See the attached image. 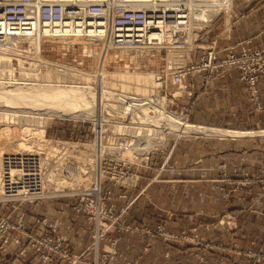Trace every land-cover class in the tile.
Here are the masks:
<instances>
[{"label":"rangeland","instance_id":"obj_1","mask_svg":"<svg viewBox=\"0 0 264 264\" xmlns=\"http://www.w3.org/2000/svg\"><path fill=\"white\" fill-rule=\"evenodd\" d=\"M186 1L187 0H185V2ZM237 1L238 0H224L222 3L223 5L221 4L213 15L204 17L203 20L201 19L202 17H197V21H195V17L187 18L181 34L187 38L192 60L196 53L200 52L202 48L207 47L208 43H210L215 26L220 25V35H226L228 30L223 33V27L225 23L229 25L230 20H232L235 3H237ZM229 16L230 18L228 19ZM212 18L213 21L210 22L209 25L202 26L203 23H207ZM192 21L193 23L198 22V24L200 22V25L193 27L191 24ZM39 27L43 36L39 38H11V47H0V49L13 54L11 64L14 68L11 75L7 76V74H9L7 69L6 71H4L5 69L2 71L3 66H0L1 79L7 80V78H9L8 80L13 79L21 81L24 78V81H26L29 77L32 78L30 75H22L19 71V66L25 68L27 72V69H39L38 75H41V77H43L45 73H51L59 79H66L67 76L72 74H83L86 72L101 73L106 77L105 83L107 87L116 91L123 90L129 94L147 98L155 102L160 111L159 109H154L152 105L154 115L150 116L148 115L149 106H142L141 110L144 109L143 112L146 113L144 121L141 123L139 122L140 125L133 122L136 123L134 126L135 128L133 127V131H130L129 128L126 127L121 128L125 130H122L123 132L121 129L119 130L120 127L114 123L113 120L116 118L108 119L109 122L106 119V122L96 120L100 125V130H97L95 128V120L81 116L71 117L64 112L60 116H55V114L52 117H43L39 122L37 121L35 123L34 121H18L14 119L16 121L15 123L14 120H8V118L1 117L2 114H0V155H20L27 152H39L45 155L41 157V160L44 162L49 156H58V152L62 153L63 149H58L59 146L62 145L65 150V156H68H66L64 160L60 158L56 164L48 162L47 168H44L45 175L43 176L40 188V193H43L42 197L32 202L20 203L17 201H4L0 199V219L6 217L9 224L13 225L18 217L21 218L19 212L15 211L18 206L22 203L34 204L41 199H73V208H75L79 205L78 201H76L78 196H72L71 193H78L82 190H92L95 193L99 191L100 194L105 197L104 202L106 207H110L107 219L102 221L107 224L112 223V226L103 238L106 237L115 240L116 249L122 234L140 233L147 237V249L151 247V241L154 237H159L167 241V264H196V258L199 261V257L201 256L209 260L208 256L210 255L214 258L216 256L219 257V253H222V256L225 257L229 252L241 250L240 248L238 249L237 246H234L235 243H242L243 239L240 231H238L239 220H244L247 214L251 213V210L254 208L245 202V193H249L247 191H251L255 183H262L264 185V181L260 178L263 177L264 170L259 174H253L250 173L247 168L238 170V173H235L234 168H220L217 174L218 177L212 179L210 182H206L202 185H196V183H188L186 186L178 185L175 187L176 189L181 190L186 187L188 192L186 194H181L180 192H175L173 195L167 194V228L162 222L156 224L152 228L141 227L136 223L127 222L123 218L121 220V217H123L125 213L122 210L120 213L114 212L115 201L113 194H116L113 191L114 187L119 185V188H130L135 185L138 179V167L133 164L122 167L121 170L124 172L123 177H129L125 182H122L121 178L118 180L116 178H110L111 173H114V170H120V167H113V162L112 164L106 163L98 167V152L106 154L107 152L116 151L117 155L123 160L138 162L145 160L151 150H155L153 154H158L163 153V151L167 149L168 154L173 143L177 141L195 139L202 135H212L203 132L202 129H198L205 128L207 125L203 126L193 123L190 120H184L182 115L185 114L172 103L171 99L167 101L164 96L159 95L158 89L160 86L158 84L157 72L163 68L166 51L161 48H165L166 45L151 49L147 55H142L137 60L134 59L135 56L129 58L128 56L121 55H119V57H113L114 55H112L110 58H107L109 55H104L102 49L99 50V48H97V45L103 44L101 37H95L91 33L80 34L81 32L73 35H53L41 26ZM168 35L169 34H167V48L169 41ZM94 52H96V55H94ZM110 53L113 54L114 51H110ZM89 54H91L90 57L87 56ZM1 64L2 63H0V65ZM119 73L147 78V85L141 83L137 89L133 88L134 86L121 88L119 83L111 81L113 78L116 79V74ZM32 81L37 82L38 78H32ZM155 82L157 84H155ZM166 89L174 90L176 95L180 94L181 91L180 87L172 86L169 82H167ZM21 106L27 107L24 108L26 110L32 109L29 105L24 106L22 104ZM78 109L79 108H76V110ZM161 109L163 111H161ZM45 110L46 109H40L38 112H44ZM139 110L136 111L139 112ZM165 111L167 116L165 115ZM32 122L33 125L30 126ZM23 123L25 124L23 125ZM20 124L22 125L21 128H19ZM1 125L9 129L5 134H1L3 132ZM151 125L152 127H150ZM192 125L194 129H196V133H194V129L192 130ZM220 128L227 129L226 127ZM145 129L149 130L147 131ZM113 131L122 139L121 141L124 143V146L138 138H142L144 142L141 143V141H139L141 144L137 145L136 143L134 148H120L119 150L115 147H117L121 141L114 144L115 142H112V138H107L110 140V143L108 142L109 144L105 146L103 141L105 140L103 136L104 133L107 135L106 137H109L112 135ZM95 132L102 142L101 146H97V150L93 143ZM255 135H264V133L254 131L251 134L242 136H214L226 138ZM149 140L151 141L150 144ZM165 141L166 143L164 144ZM2 143L4 144L2 145ZM150 145L152 149L148 147ZM144 147H148V149ZM140 148L141 150H139ZM131 149H134V151ZM136 150H139L137 152L138 154H136ZM101 170L104 171L103 179L101 178ZM84 171L87 172L86 176L83 174ZM187 175H194V173L189 170ZM93 186H96L97 189H93ZM17 193H19V191H17ZM123 208L126 209V205H124ZM75 212L84 213L85 220L90 226L87 234L90 237L91 244L93 241L91 235L95 234L96 222L88 219L89 215L86 211ZM252 218L254 217L252 216ZM255 218H257V223H259V218ZM159 228L162 229V231H159ZM141 229L148 230V232L142 231ZM157 232L160 234H157ZM162 232L167 234V239L161 235ZM252 242L254 243L255 241ZM5 248L2 249V247H0V251L4 252ZM18 249L19 247L16 249V254H21L18 253ZM235 255H238L237 252Z\"/></svg>","mask_w":264,"mask_h":264},{"label":"crops","instance_id":"obj_2","mask_svg":"<svg viewBox=\"0 0 264 264\" xmlns=\"http://www.w3.org/2000/svg\"><path fill=\"white\" fill-rule=\"evenodd\" d=\"M227 30L226 35H220L221 26L217 25L211 35L210 40H215V45L219 47V57L228 51L238 53L243 48L263 47L264 0H238ZM202 58L198 52L193 61L197 63ZM257 86L263 105L260 111H256L249 101L237 70L219 67L211 73L202 71L188 75L185 90L171 101L193 123L258 132L264 130V73L258 76ZM150 156L146 164L138 167L135 185L130 188L114 187V212L122 210L125 213L121 220L123 218L141 227L152 228L162 222L167 228V194L188 192L186 187L176 189L178 185L210 182L218 177L220 168H234L235 173L247 168L250 173H261L264 170V135L226 138L202 135L173 143L168 154L165 149L163 153ZM189 170L194 175H187ZM263 191L264 185L255 183L252 190L245 193V202L254 208L244 220H239L238 231L243 239L242 243H235L238 249H256L264 236ZM73 206L74 200L69 198L41 199L34 204L22 203L15 211L19 212L27 229L44 234L53 227L66 250L81 253L90 245L87 234L90 226L84 213L75 212ZM255 217L259 218V223ZM146 241L147 237L143 234L124 233L118 241L117 251L122 257L136 259L137 264H167V241L154 237L148 249ZM252 241L255 242L252 244ZM26 243L27 238L10 230L5 251H0V264H43L40 255L46 251L37 245L27 246L21 254H16V249ZM235 254L236 250L225 257L222 253L219 257H208L217 264L249 263L244 256ZM119 260L117 258L115 263ZM56 262L55 257L49 261L50 264ZM195 262L200 264L197 258Z\"/></svg>","mask_w":264,"mask_h":264},{"label":"built area","instance_id":"obj_3","mask_svg":"<svg viewBox=\"0 0 264 264\" xmlns=\"http://www.w3.org/2000/svg\"><path fill=\"white\" fill-rule=\"evenodd\" d=\"M184 3L183 0H0V47H11V38L43 36L39 26L49 22L61 23L66 34L90 31L93 36L102 38L101 49L104 55L112 56L110 51H114V57H118L119 49L117 48L120 46L166 45L165 48H161L166 51L164 65L157 73L160 81L158 93L167 101L181 95L186 88L188 75L202 71L211 73L219 67H230L237 70L238 79L243 84L249 101L256 111H260L263 105L259 96L257 78L264 73V46L257 49L243 48L238 53L228 51L224 56L219 57L217 56L219 47L215 45V40H211L207 47L200 51L202 60L194 62L187 38L180 32L188 18V10ZM213 18L207 23L204 21L202 26L209 25ZM228 26V23L224 24L223 33ZM166 33L169 34L168 48ZM167 82L172 86L180 87V94L176 95L172 89L167 90ZM148 115H154L151 106L148 108ZM182 118L188 121L185 115H182ZM94 136L93 143L97 150V146H101L102 142L96 132ZM103 136L105 146L110 143L107 138H112L114 144L122 140L114 131L109 137H106L105 133ZM58 149L64 150L62 145ZM154 152L155 150H151L145 160L138 162L123 160L116 151L106 154L98 152V165L100 167L102 164L113 162V167L119 166L120 170H114L110 178L117 180L121 178V181L125 182L129 177H123L122 167L129 164L136 167L144 165ZM42 154L30 152L20 155H0V199L20 203L32 202L43 196L40 188L45 175L44 168H47L48 161L52 157L49 156L43 162L41 157L45 155ZM100 172L103 179L104 171ZM260 178L264 181V175ZM71 194L78 196L76 201L79 205L74 210L88 212V219L96 222L95 234L91 235L93 241L84 251L73 253L66 250L53 227L48 228L46 233L39 234L24 227L20 217L13 225L9 224L6 217L0 219V247L5 248L8 232L13 230L27 238V243L19 246L18 253H22L27 246L37 245L46 251L45 254L40 255V258L44 260L43 264H50L49 261L54 257L57 262L53 264H116L117 258H120L117 264H137L136 259L122 257L118 253L115 240L103 238L112 226V223L107 224L102 221L107 219L110 211V207L105 205V197L99 191L95 193L92 190H82ZM141 230L148 232V230ZM159 231L162 229L159 228ZM157 234L160 233L157 232ZM161 235L167 239L165 232ZM236 252L247 258L248 264H264V236L256 249L244 247ZM199 262L200 264H217L202 256L199 257Z\"/></svg>","mask_w":264,"mask_h":264},{"label":"bare ground","instance_id":"obj_4","mask_svg":"<svg viewBox=\"0 0 264 264\" xmlns=\"http://www.w3.org/2000/svg\"><path fill=\"white\" fill-rule=\"evenodd\" d=\"M183 1L185 2V0H183ZM223 1L224 0H187L184 3L185 7L188 10L187 17H191V18L195 17V21H197L196 20L197 17H199V18L202 17L201 19L203 20L204 17H209V16L213 15L217 11V9L221 6ZM188 23H190V22H188ZM191 24L194 27V26L200 25V22L198 24V22L193 23V21H192ZM62 26L63 25L61 23H50L49 22V23L41 24L42 28L46 29L47 31H49L53 35H73L75 33L78 34L79 32H81L80 34L91 33L90 31L83 30V31H76L74 33L66 34L64 32V28ZM183 29H184V26L181 27L180 32H182ZM166 35H167V33H166ZM101 46L102 45H97V48H99V50H100ZM158 47H162V46H155V47H147L144 45L120 46L117 48V49H119L117 56L118 57H119V55L126 56V57L128 56L129 58L131 56H135L134 59L137 60L140 56L147 55L151 51V49H156ZM94 55H96V52H94ZM112 55H114V54H112ZM87 56L90 57L91 54H89ZM12 57H13L12 53L6 52V51L0 49V61H1L0 63H2L0 66L1 67L3 66L2 71L4 69H5L4 71H6V69H7V71L9 72V74H7L8 72L6 73L7 76L11 75L12 70H14V68L11 64ZM107 58H110V56ZM18 68H19V71L21 72L22 75H24V76L30 75L34 79L38 78V81L33 82L31 77H29V79L26 81H24V78L21 81H16L13 79L8 80L9 78H7V80H3V78L2 79L0 78L1 79L0 80V114H2L1 117L8 118V120L9 119H11V120L16 119L18 121L19 120H28L29 122L34 121V123H35L37 121L39 122V120L43 117H49V116L52 117L55 114H56L55 116H60L64 112L68 116H71V117L72 116H81V117L93 119L95 121L96 120L105 121V119L108 121V119L110 120V118H116L113 121L118 127H120L119 130L121 128L126 127V128H129L130 131H133L136 123L139 124V122L141 123L144 121V116L146 113L143 112L144 109L141 110L142 106L143 107L144 106H151V107L154 106L153 107L154 109H156V110L159 109L157 107V105L155 104V102H153L147 98H142V97H139L137 95L129 94L128 92L123 91V90L116 91V90L111 89L110 87H107L106 83H105L106 77L104 75H102L101 73L86 72L83 74H72L70 76H67L66 79H59V78H57V76H54L51 73H45L43 75V77H41V75H38L39 69H32V70L27 69L28 70V72H27L26 69L23 68L22 66H19ZM104 70H105V68H104ZM116 75H117V78L116 79L113 78V79H111V81L112 82L115 81V82L119 83L121 88H129L130 86H134L133 88L137 89L141 83H144L147 85V78H140L137 75H133V76L124 75L121 73L116 74ZM159 82L160 81L158 80V83ZM155 84H157V83L155 82ZM114 86H115V84H114ZM150 87H151V84H150ZM152 100H154V99H152ZM95 102H97V103H95ZM22 104L24 106L29 105L32 109L26 110L24 108H27V107L21 106ZM76 108H79V109L76 110ZM40 109H46V110L44 112H38V110H40ZM136 110H139V112ZM159 111H160V109H159ZM161 111H163V110L161 109ZM165 113H166V111H165ZM165 115L167 116V113ZM27 122H25V123H27ZM133 122H136V123H133ZM10 123H11V121H10ZM15 123H16V121H15ZM15 123H14V125H15ZM25 123H23V125ZM8 124H9V122H8ZM6 125H7V123H6ZM20 125H19V128L22 127V125L21 126ZM32 125H33V122L30 126H32ZM99 126H100L99 122L96 121V127L95 128L97 130H100ZM17 127H18V125H17ZM150 127H152V125ZM192 127H193V125H192ZM197 127H201V126H197ZM14 128H15V126H14ZM1 129L3 131L1 134H5L9 130L7 127H3V126L1 127ZM26 129H28V128H26ZM137 129H140V128H137ZM193 129H194V127L192 128V130ZM198 129H202L203 132H205V133H210L212 135H221V136H223V135L224 136H238V135L242 136V135H247V134L252 133V132H243V131H238V130H233V129H223V128H215V127H205V128L203 127V128H198ZM119 130H118V132H119ZM122 130L125 131L124 129H121V131ZM145 130L148 131L149 129H145ZM195 130L196 129H194V131ZM41 132H43V131H41ZM97 132H99V131H97ZM134 132H135V130H134ZM134 132H132V133H134ZM260 132L264 133V130L260 131ZM142 133H144V132H142ZM194 133H196V131ZM136 137H140V136H136ZM35 138H33V139H35ZM139 139H141V140H139ZM4 140H5V138H4ZM139 141H141V143L144 142V140H142V138H138V139L134 140L133 142L125 145L126 146L125 147L124 143H122V141H121L117 145V147H115V148H117L119 150H120V148L121 149L134 148L136 143H137V145L141 144V143H139ZM150 142L151 141L149 140V144H150ZM3 144L4 143H2V145ZM148 147L151 148V145ZM148 147H144V148L148 149ZM144 148H143V150H144ZM147 149H145V150H147ZM131 150L134 151V149H131ZM139 150H141V148ZM139 150H136V154H138L137 152ZM64 151L65 150H63L62 153L58 152V154H59L58 156H56V155L51 156L52 158L49 159L50 161H48V162L56 164L57 161L60 160V158H62L61 160H64L67 156V155L65 156ZM18 154H19V152H18ZM69 154H70V152H69ZM53 158H54V161H52ZM83 174L86 176L87 172L84 171ZM93 189H97V187L93 186Z\"/></svg>","mask_w":264,"mask_h":264}]
</instances>
